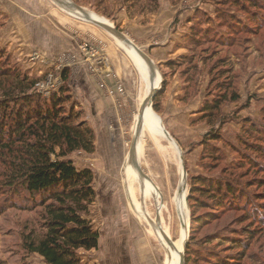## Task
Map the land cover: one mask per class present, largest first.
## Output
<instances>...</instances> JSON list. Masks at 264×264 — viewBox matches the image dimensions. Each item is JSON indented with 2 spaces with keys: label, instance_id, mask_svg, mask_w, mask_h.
I'll list each match as a JSON object with an SVG mask.
<instances>
[{
  "label": "rangeland",
  "instance_id": "rangeland-1",
  "mask_svg": "<svg viewBox=\"0 0 264 264\" xmlns=\"http://www.w3.org/2000/svg\"><path fill=\"white\" fill-rule=\"evenodd\" d=\"M30 1L33 13L47 20L69 44L81 46L88 42L96 51L105 53V56L110 49L122 61V81L130 102L124 113V125L118 132L120 141L107 143L108 153L104 154L107 156L105 159L98 158L95 152H76L70 156L77 169L89 168L93 172L95 200L89 208L88 219L101 240L106 238L107 233V264H167L170 248L180 240V215L184 217L189 239L191 225L187 201L188 181L190 177L197 175L234 180L242 185L239 190L248 193L252 202H255L256 215L254 213L250 226L255 236L249 251L250 259L246 264H264V184L258 183L259 179H264V157L247 151L240 143V139L245 138L244 124L255 125L264 141V0H196L191 8L183 7L184 10L179 11L182 16H176L171 22L169 33L172 34V29H179L176 42L180 43L176 47L181 50V54L165 63L155 64L159 78L166 81L164 92L160 94L158 91L151 104V107L155 103L160 104V112L153 111L159 119L163 112L165 92L173 77H177L183 86L181 102L190 106L196 120L201 116L199 110L203 104L211 102L214 97L224 93L230 96L233 92L238 99L223 103L215 117L195 121L201 125V131L191 143L183 146L173 139L181 151L186 172V191L180 202L182 210L177 205L181 179L177 151L162 134L148 130L143 124L137 145V158L142 172L152 183L141 179L134 169L139 181V184L134 182L135 194L139 202L144 204L138 208V215H133L128 206L122 171L128 163V151L138 111L148 91V75L128 55L118 38L86 22L84 18L73 15L64 6H58L56 0ZM67 1L115 27L147 54V48H142L131 36L127 26L119 20V12L125 11L120 6L121 0ZM133 16L136 14L131 17ZM198 29L210 31L200 32ZM26 45L24 42H0V70L8 71L9 76L22 73L37 80L34 92L45 98L57 93L51 89V84L45 86L46 81L50 80L49 77H52V82L58 78V90L60 87L67 88L75 102L71 93L72 54L63 53L48 59L44 52L27 49ZM64 69L68 70L66 81L62 78ZM9 83L0 82V93L3 88H9ZM72 107L73 111L79 110V107ZM208 131H216L221 136L220 141L211 143L217 150L214 154L218 155V159L202 157L200 140ZM242 155L248 156L250 162L243 161ZM145 182L151 185L150 190L145 191ZM140 183L143 184L142 187ZM1 187L0 177V264H44L39 256L26 255L20 249L19 226L24 221L34 219V214L20 213L13 209L11 205L19 202V199L12 197V194ZM106 205L107 216L111 208H116L121 214L120 223L112 222L107 217V232L103 219ZM157 215L159 221L156 220ZM239 216V213L224 215L221 221L213 223L195 236V240L224 226H246L247 223H237ZM103 244L102 242V246ZM109 249L114 250L117 257L114 254L110 257L112 253ZM137 253H143V257H138L137 260ZM78 254L82 263L94 264L99 252L80 251Z\"/></svg>",
  "mask_w": 264,
  "mask_h": 264
},
{
  "label": "trees",
  "instance_id": "trees-1",
  "mask_svg": "<svg viewBox=\"0 0 264 264\" xmlns=\"http://www.w3.org/2000/svg\"><path fill=\"white\" fill-rule=\"evenodd\" d=\"M120 6L130 16L150 14L157 11L158 1L121 0ZM66 74L68 70L64 69V81ZM1 81L9 83V88H3L0 93L1 188L19 199L11 205L13 209L34 214V219L19 226L20 249L26 255L39 256L44 264H85L78 253L96 249L99 239L88 219L89 208L95 200L94 176L89 168L77 169L70 156L76 152H95L93 130L83 121L80 110L73 111L72 106L76 104L67 88L60 87L57 93L45 98L34 92L37 80L25 74L9 76L8 71L0 70ZM165 88L163 80L159 93ZM237 99L233 92L230 96L224 93L214 97L203 104L199 110L201 116L192 124L215 117L223 103ZM152 108L155 113L160 112L159 103ZM243 127L244 137L248 139H240L244 149L264 157L261 132L253 124ZM220 140L218 132H206L200 140L202 157L218 159L211 143ZM241 159L249 161L248 156L242 155ZM258 183L264 184V179ZM240 186L227 178L203 175L189 178L187 201L191 227L184 264H246L250 259L255 236L250 226L256 215V204L248 193L239 190ZM229 213H239L237 223L247 225L224 226L195 240L205 228Z\"/></svg>",
  "mask_w": 264,
  "mask_h": 264
},
{
  "label": "crops",
  "instance_id": "crops-1",
  "mask_svg": "<svg viewBox=\"0 0 264 264\" xmlns=\"http://www.w3.org/2000/svg\"><path fill=\"white\" fill-rule=\"evenodd\" d=\"M157 1V11L133 17L128 13L130 16L128 17L125 13L126 10H121L119 20L127 26L131 36L138 41V44L142 48H147V54L153 63L161 64L181 54V50L176 47L180 43L176 42L179 29L170 30L171 34L169 26L176 16H182L179 11H183V7L191 8L196 0ZM31 7L33 6L30 0H0V42H24L27 44V49H39L47 55L48 59L58 57L63 53L72 54L70 77L75 106L83 112V121L93 130L95 136L94 154L98 158L105 159L107 156L105 157L104 154L108 153L107 143L120 141L118 132L124 125L122 122L124 113L128 110L130 102V96L122 81L124 72L122 71L121 58L115 51L109 49L107 56L105 53H101L105 64L98 63L96 59L90 57L89 51L82 50L80 45L69 44L47 20L33 13ZM91 49L95 50V47L91 46ZM130 57L132 58V56ZM102 83L103 87H101ZM117 86H120V90ZM183 93V86L179 79L173 77L162 102L161 121L169 136L184 146V144H189L197 139L196 136L201 131V125L192 124L195 119L192 114L193 110L189 105L185 106L181 102ZM122 178L128 206L133 215H138V208L144 204L139 202L136 197L134 182L139 184V181L135 170L128 163L124 166ZM142 185L140 183L141 187ZM144 185L145 191L151 189L149 183L145 182ZM141 215L148 221L143 212ZM103 217L106 223V232L107 217L112 222H121V214L116 208L109 209L107 216V205L104 207ZM105 237L101 240L99 236L98 247L86 252H99L94 264H107V233ZM109 250L112 253L110 257L113 254L114 257H117L114 250ZM136 257L137 260L138 257L141 259L143 253H137ZM115 262L116 259L113 263Z\"/></svg>",
  "mask_w": 264,
  "mask_h": 264
},
{
  "label": "water",
  "instance_id": "water-1",
  "mask_svg": "<svg viewBox=\"0 0 264 264\" xmlns=\"http://www.w3.org/2000/svg\"><path fill=\"white\" fill-rule=\"evenodd\" d=\"M55 2H57L56 4H58V6H63V2H61L60 0H56ZM68 5L71 6L74 10L84 14L86 22H89V23L97 26L98 28L104 30L105 32L109 33L110 35L118 38L125 45L129 46L130 48H132L133 51L145 62V64L147 65V67L149 69V79H150V81L152 83L151 92L143 100V102H142V104H141V106L139 108L138 115H137V122L135 124L133 137H132L131 144H130L129 151H128V159H127V161L130 164V166L138 172V174H139L141 179L143 178L145 180L150 181L149 178L142 172V170H141V168L139 166V161H138V158H137V145H138L139 137H140V134H141V131H142V128H143V124H144L143 123V119H144L143 116H144V112H145V109H146V105L148 104L151 107L153 97L157 94L158 91L161 90V86H162V82H163L161 77H160V83H159L158 88H155L153 86V79H154L155 73L159 74L158 69H157L156 65L153 63V61L149 58V56L141 48L137 47L131 40H129L123 33L119 32L115 27H113L111 25H107V24L101 23V22H97V21L91 19L86 14V12H85V10L83 8L74 5L70 1L68 2ZM159 123H160V128H161V132H162L163 136L168 141L175 143V141L169 136L167 131L164 129L161 119H159ZM176 146H177V144H176ZM177 149H178V152H179L180 164H181V169H182V173H183V177H184L183 189H184V191H186V183H185L186 172H185V169H184L183 161L181 159L182 158L181 151H180L178 146H177ZM185 201H186V197H185ZM156 220L159 221V216L158 215L156 217ZM187 239H188V234H187L186 241L183 244L182 253L180 255V264H184V249H185V246H186Z\"/></svg>",
  "mask_w": 264,
  "mask_h": 264
},
{
  "label": "bare ground",
  "instance_id": "bare-ground-1",
  "mask_svg": "<svg viewBox=\"0 0 264 264\" xmlns=\"http://www.w3.org/2000/svg\"><path fill=\"white\" fill-rule=\"evenodd\" d=\"M61 2H63V6L70 11L73 15L79 17V18H84L85 19V15L74 10L71 6L68 5V1L67 0H60ZM86 14L93 20L97 21V22H102L101 18L92 15V14H88L86 12ZM106 24V23H104ZM108 25V24H107ZM119 43L121 45H123L126 49V51L128 52V54L130 56H132V58L134 59V61L140 65L146 72V74L148 75V80H149V86H148V91L145 95V97L143 99H145L151 92V87H152V83L149 79V69L147 67V65L145 64V62L133 51L132 48H130L129 46L125 45L122 41H120L118 39ZM159 76L158 73H155L154 79H153V86L155 88H158L160 80H159ZM143 123L147 126L148 130L150 131H155L158 132L160 134H162L161 132V128H160V124H159V117L153 112L152 108L150 107V105H146V109L144 112V116H143ZM151 125V126H149ZM163 135V134H162ZM170 142V141H169ZM172 144V146L176 149L178 157H179V152L177 149V146L174 142H170ZM179 166H180V174H181V179H180V185L178 188V193H177V205L179 206V210H182V203H180L183 199V197L185 196V191L183 189V185H184V177H183V173H182V169H181V164H180V158H179ZM180 221H181V226H182V232H181V236H180V240L173 245L170 248V257H169V261L167 264H180V255L182 253L183 250V244L186 241L187 238V228H186V224H185V220L184 217L182 215H180Z\"/></svg>",
  "mask_w": 264,
  "mask_h": 264
},
{
  "label": "built area",
  "instance_id": "built-area-1",
  "mask_svg": "<svg viewBox=\"0 0 264 264\" xmlns=\"http://www.w3.org/2000/svg\"><path fill=\"white\" fill-rule=\"evenodd\" d=\"M81 49L89 51L88 53L90 54V57L93 59H96V61L98 63L105 64V60L103 58V55L99 51L91 49V45L88 42H84L83 44H81ZM49 79L50 80L46 81L47 83L45 84V86L51 84V86H50L51 89L58 91V88H57L58 78H55L53 80V82H52V77H49ZM103 86H104V84L102 83L101 87H103ZM117 88H118V90H120V86H117Z\"/></svg>",
  "mask_w": 264,
  "mask_h": 264
}]
</instances>
